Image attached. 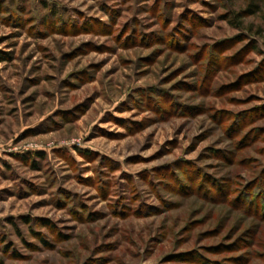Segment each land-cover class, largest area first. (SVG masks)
<instances>
[{"label":"rangeland","instance_id":"1","mask_svg":"<svg viewBox=\"0 0 264 264\" xmlns=\"http://www.w3.org/2000/svg\"><path fill=\"white\" fill-rule=\"evenodd\" d=\"M0 264H264V0H0Z\"/></svg>","mask_w":264,"mask_h":264}]
</instances>
